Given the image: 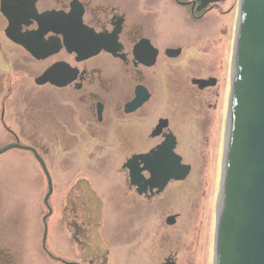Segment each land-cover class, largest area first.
Returning <instances> with one entry per match:
<instances>
[{
    "label": "flooded vegetation",
    "instance_id": "1",
    "mask_svg": "<svg viewBox=\"0 0 264 264\" xmlns=\"http://www.w3.org/2000/svg\"><path fill=\"white\" fill-rule=\"evenodd\" d=\"M227 2L0 0L2 126L12 143L30 148L40 169L36 154L48 172L75 174L61 184L56 209L53 189L48 199L49 188L41 194L45 212L33 201L35 217L25 199L0 188V264H117L123 220L136 216L151 249L148 225L170 203L172 182L162 189L146 182L152 151L175 137L177 153L176 113L190 112L175 111L172 98L190 101L198 121L202 101L189 83L197 93L218 87L197 83L215 79L203 65L206 56L213 60L209 37L168 41L174 26L189 37L210 16L229 15L234 7L223 9ZM132 174L144 180L132 183ZM56 214L60 231L52 234ZM175 254L161 256L160 264H177Z\"/></svg>",
    "mask_w": 264,
    "mask_h": 264
},
{
    "label": "rangeland",
    "instance_id": "2",
    "mask_svg": "<svg viewBox=\"0 0 264 264\" xmlns=\"http://www.w3.org/2000/svg\"><path fill=\"white\" fill-rule=\"evenodd\" d=\"M231 7H234V10L225 17L218 14L210 16L202 31L195 30L192 36L181 38L177 34L178 26L173 27V36L168 44L187 45L198 37V34L205 36L204 38L209 37L207 39L216 44L211 51L207 49L213 60L210 61V57L206 56L203 65L209 71L206 74L215 75L218 87L197 93L198 90L193 89L189 83L190 92L198 95L202 101L201 107L199 106L202 116L198 121L194 120L195 116L192 114L194 110L190 108L192 107L189 105L190 101L183 99L182 96L180 99L176 95L172 98L175 111L177 109L190 111L183 117L176 112L173 113H176L175 118L178 119L174 125V133L178 137L176 150L184 158V162L191 166V173L183 181L171 182L168 188V191H171L170 203L158 210L157 219L154 218L148 225V229L151 227L152 240L156 242L150 246L151 249L148 250L149 247L143 244L141 219L136 216L135 219L123 220L122 246L125 250L120 253L117 264H160V257L167 256L169 252L176 253L177 264H214L216 205L227 145L226 129L240 0H228L223 9ZM182 82H186L184 77ZM10 127L17 133L20 130L18 127ZM12 142L10 134L4 130L0 121V147ZM49 173L53 185L50 204L56 209L61 184L71 182L75 174ZM118 179L121 180L122 176H118ZM0 188H11L14 199L21 203L25 199L26 205H30L32 217L38 214L33 212L35 209L33 201L36 199L40 200L42 212H45L41 194L48 191V181L44 171L29 152L12 149L0 154ZM18 204L20 203H14V206ZM57 214L50 220L52 234L60 231ZM175 214L178 215L175 224H167L166 218ZM126 227L127 231L124 230ZM29 239L33 241L32 237Z\"/></svg>",
    "mask_w": 264,
    "mask_h": 264
},
{
    "label": "water",
    "instance_id": "3",
    "mask_svg": "<svg viewBox=\"0 0 264 264\" xmlns=\"http://www.w3.org/2000/svg\"><path fill=\"white\" fill-rule=\"evenodd\" d=\"M218 1V0H208ZM237 50L230 93L229 127L222 200L217 223L216 264H264V0H241ZM78 49L81 47L78 45ZM100 50L98 48L94 53ZM201 88L215 79L197 80ZM175 137L152 151L150 183L162 189L170 180H184L191 171L174 152ZM29 147L11 143L0 154ZM49 192L53 185L43 160ZM132 183L144 180L132 174ZM176 216L167 224L173 225Z\"/></svg>",
    "mask_w": 264,
    "mask_h": 264
},
{
    "label": "bare ground",
    "instance_id": "4",
    "mask_svg": "<svg viewBox=\"0 0 264 264\" xmlns=\"http://www.w3.org/2000/svg\"><path fill=\"white\" fill-rule=\"evenodd\" d=\"M237 50V44L235 45V51ZM235 58H236V52H235ZM234 60V57H233ZM234 66H235V60H234ZM230 102H231V98L229 99V110H230ZM229 110H228V121H227V129H226V143H227V137H228V127H229ZM227 147V145H226ZM225 157H226V152H225ZM224 168H225V160H224V166L222 169V177H221V182H220V189H219V194H218V200H217V215H216V229H217V223H218V219H219V209H220V204H221V200H222V192H223V180H224ZM216 248H217V232H215V248H214V264H216Z\"/></svg>",
    "mask_w": 264,
    "mask_h": 264
}]
</instances>
